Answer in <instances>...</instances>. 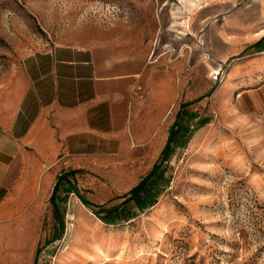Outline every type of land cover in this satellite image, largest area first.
Masks as SVG:
<instances>
[{"label":"rangeland","instance_id":"rangeland-1","mask_svg":"<svg viewBox=\"0 0 264 264\" xmlns=\"http://www.w3.org/2000/svg\"><path fill=\"white\" fill-rule=\"evenodd\" d=\"M263 36L264 0H0V111L26 90L29 54L105 42L141 69L152 132L68 164L35 250L22 261L0 238V264H264V50L250 48ZM146 177L141 209L126 200Z\"/></svg>","mask_w":264,"mask_h":264},{"label":"crops","instance_id":"crops-1","mask_svg":"<svg viewBox=\"0 0 264 264\" xmlns=\"http://www.w3.org/2000/svg\"><path fill=\"white\" fill-rule=\"evenodd\" d=\"M23 68L26 90H14L0 111V238L22 261L36 247L37 211L68 164L152 136L140 125L141 69L114 45L56 43L29 54Z\"/></svg>","mask_w":264,"mask_h":264},{"label":"trees","instance_id":"trees-1","mask_svg":"<svg viewBox=\"0 0 264 264\" xmlns=\"http://www.w3.org/2000/svg\"><path fill=\"white\" fill-rule=\"evenodd\" d=\"M250 48H255L257 49L258 51H263L264 50V36L256 41L255 43H253ZM177 134H178V128H175L174 126L171 128V131H170V137L168 139V143L165 145V147L163 148L162 150V154H166V157H168L170 155V153L172 152V143H174V141L176 140V137H177ZM158 169H159V165L158 164H155L151 170V174H156L158 172ZM73 171H69L67 173H65L64 177H68L70 174H72ZM64 177H60V179L64 178ZM148 179V177H146L144 180H142L138 185H136L135 187H133L130 191V193L132 194V196L126 200V202H128L129 200L131 199H137L139 200V207L141 209H146L147 207H150L153 203H142L140 202L143 198H142V195H141V192L144 190L145 186L147 185V183H145V181ZM60 181L56 184L55 186V192L54 194L52 195V199L54 200L55 199V196H56V192L58 191V185H59ZM76 188V187H75ZM76 191L79 193V190L76 189ZM80 194V193H79ZM80 197L82 199V201L86 204H89V205H93L92 202L86 198L83 194H80ZM103 209H100V210H96L97 213H100ZM118 211L115 209H112L110 211V214L109 215H113V214H117ZM105 218V217H104ZM130 218H126V220H128ZM60 234V233H59ZM58 234V235H59Z\"/></svg>","mask_w":264,"mask_h":264},{"label":"bare ground","instance_id":"bare-ground-1","mask_svg":"<svg viewBox=\"0 0 264 264\" xmlns=\"http://www.w3.org/2000/svg\"><path fill=\"white\" fill-rule=\"evenodd\" d=\"M183 23H184V25H186V26H188V19H184L183 20ZM163 54H166V52L165 53H163ZM208 56V55H207ZM209 63V62H208ZM211 66V65H210Z\"/></svg>","mask_w":264,"mask_h":264},{"label":"water","instance_id":"water-1","mask_svg":"<svg viewBox=\"0 0 264 264\" xmlns=\"http://www.w3.org/2000/svg\"><path fill=\"white\" fill-rule=\"evenodd\" d=\"M226 63H224L223 67H225Z\"/></svg>","mask_w":264,"mask_h":264},{"label":"built area","instance_id":"built-area-1","mask_svg":"<svg viewBox=\"0 0 264 264\" xmlns=\"http://www.w3.org/2000/svg\"><path fill=\"white\" fill-rule=\"evenodd\" d=\"M216 74H219V73H216Z\"/></svg>","mask_w":264,"mask_h":264}]
</instances>
